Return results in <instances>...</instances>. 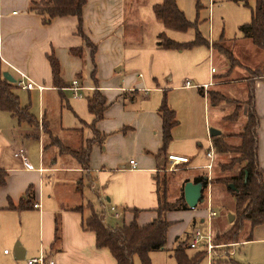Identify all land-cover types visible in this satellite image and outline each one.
<instances>
[{"label":"crops","instance_id":"obj_1","mask_svg":"<svg viewBox=\"0 0 264 264\" xmlns=\"http://www.w3.org/2000/svg\"><path fill=\"white\" fill-rule=\"evenodd\" d=\"M32 1L0 0V74L13 72L17 80L18 72H22L43 86L42 90L20 88L25 92L24 105L38 120L37 126L18 122L0 110V168L7 171L6 183L0 187V264H26V259L40 254H46L53 264H116L107 248L96 246L94 231L83 228L85 220L92 212H101L105 222L113 216L121 218L122 224L135 219L143 225L157 215L156 175L168 177L167 194L168 187L180 188L171 201L180 197L186 181L195 182L200 175L209 180L212 172L218 176L217 159L227 154L214 152L208 131L214 126L227 136V141L240 133L247 119L244 104L251 88L259 117L258 162L264 178V72L248 77L233 76L234 67L228 74V69L212 71L213 40L189 49H165L156 44L151 50L142 44L134 46V42L126 47L122 39L126 30L122 0H86L82 30L96 45L91 55L90 47L77 33L75 16L43 23L40 14L28 11ZM72 48H82V54H73ZM51 54L58 61L64 87L52 82ZM74 79L81 87L76 95L72 89ZM186 80L193 86H186ZM202 84L209 85L203 88ZM96 88L106 98L103 118L95 127L104 139L102 145H92L89 167L82 170L74 157L60 153L50 142L56 138L63 146L79 148L93 137L89 125L94 116L88 110L86 96ZM238 88L242 90L240 98L236 97ZM213 92L224 98L211 102ZM164 95L177 124L171 130L165 153L160 155L162 124L158 109ZM18 97L21 103V94ZM223 102H231L232 112L243 104L239 116L243 110L245 121L237 133L224 132L221 127L227 120ZM15 138L21 142L17 147ZM1 146L13 148L12 160L8 154V159L1 161ZM19 147L25 149L31 168L14 157ZM171 154L188 160L173 164L168 158ZM130 160L136 162L135 168ZM223 174L220 171V177ZM29 187V205L19 208V203L27 199ZM206 189L209 199L204 197L198 203L201 206L166 213L173 225L181 223L167 248L176 236L182 237L190 221L206 219L207 206L213 202L211 182ZM89 193L95 202L88 199ZM245 239L241 243L264 242V223L254 226L251 239ZM15 242L25 249V261L10 254L8 248H13Z\"/></svg>","mask_w":264,"mask_h":264},{"label":"trees","instance_id":"obj_2","mask_svg":"<svg viewBox=\"0 0 264 264\" xmlns=\"http://www.w3.org/2000/svg\"><path fill=\"white\" fill-rule=\"evenodd\" d=\"M86 0H35L31 2L28 11L40 14L43 23H49L52 19L73 15L77 18V33L82 37L85 44L90 47L91 55L95 53L96 45L92 44L82 30V13ZM153 13L159 19L165 28L176 31L185 32L194 26V22H190L185 17L182 10L177 5V0H161L160 3L152 6ZM242 36L248 39L253 45L263 51L262 69L264 72V0H254V6L251 11V19L248 23L239 26ZM224 38H221L223 40ZM209 41L196 28L194 38L186 42H178L166 37L164 32L158 34L157 45L165 49H189L193 46L205 44ZM212 47L216 48V42H212ZM223 50V52L228 51ZM75 55L82 54V48H72L70 50ZM233 59V58H231ZM48 60L52 71V82L55 86L64 87L59 76V64L57 59L51 54ZM232 69V68H231ZM228 68L227 72L231 70ZM260 74V73H259ZM80 74L76 76L80 79ZM97 85V84H96ZM18 88L15 82H10L0 74V110L8 112L15 117L18 122H25L29 126H37L38 120L33 113L30 112L28 105H21L18 95L14 89ZM224 96L219 93H211V102L217 103ZM88 110L93 114V121L89 125L93 137L87 139L85 146L79 148H70L63 146L56 138L51 139V144L56 145L60 153H67L74 157L82 170L89 167V154L93 144L102 145L104 135H100L97 131L96 123L103 118L106 109V98L98 90H92L86 96ZM246 122L242 131L236 136L239 143L231 144L227 141L226 135L220 133L212 136V145L214 152L218 154L231 155L230 162L223 164V170H231L236 168V173L232 175L221 176L218 181L233 184L235 190H231L235 208L233 212V220L229 223L227 229L220 233H215L213 237L214 244L218 243H238L240 234L244 229V223L248 222L249 227L245 240L251 239V231L254 226L264 223V178L263 170L258 162V124L259 117L253 106L252 88L249 89V96L246 100ZM240 105L229 115L224 118L227 120L236 119L239 116ZM162 124V143L157 154H164L166 148L171 141V130L177 124L175 112L171 109L165 99V95L158 109ZM246 175V178H245ZM7 171L0 168V187L6 183ZM202 185V198L204 190L208 187L209 180L207 176H197L194 179ZM156 193L157 207L156 218L152 221L139 225L135 219L127 224L109 225L105 222L103 214L100 212H92L91 215L82 224L83 228L94 231L96 238V246L99 248H107L116 261V264H134L133 257L137 256L140 264H151L149 253L151 251L165 249L167 243L168 228L172 224L166 219L168 211L187 209L188 206L181 192L180 197L174 201L167 198V177L156 175ZM30 190L26 191V198L19 203V208H25L29 205ZM135 213L138 211L132 208ZM195 222V220H193ZM189 247L188 237L176 236L173 245L169 250L172 252L176 260V264H200L206 256L204 249H199L193 254H188Z\"/></svg>","mask_w":264,"mask_h":264},{"label":"rangeland","instance_id":"obj_3","mask_svg":"<svg viewBox=\"0 0 264 264\" xmlns=\"http://www.w3.org/2000/svg\"><path fill=\"white\" fill-rule=\"evenodd\" d=\"M160 2L161 0H122L121 4L125 11L124 25H126L125 34L122 39L126 47H131V42H134L137 43H133L134 46H141L142 44L144 49L154 50L157 44L156 42L158 41V33L160 32H164L166 37L175 41H188L193 39L196 28L205 38L216 42V48L214 51L215 58L212 67L214 70H218L217 72L227 70L228 68L231 69L232 67H234L235 70L233 76L246 75L252 77L254 74L263 72V51L253 45L248 39H245L239 30V26L250 21L254 0H177V5L179 9L183 11L187 20L194 22V26L185 32L165 28L160 21H156L152 12V5ZM221 38L224 39L221 40ZM221 49H224L229 53L223 52ZM150 62L151 60H149V63ZM228 73L229 72H227V74ZM10 74H12L13 77H16L13 72ZM14 91L18 96L21 94V104L24 105L26 98H24L25 92L21 91L20 88H16ZM241 91L240 88L236 89V93H238L236 94L237 98H240L242 95ZM230 103L223 102L224 114L228 115L232 112V105ZM240 105L243 104L240 103ZM246 108L247 104H244L245 113ZM243 113L242 110L238 121L235 119L225 120L224 124L221 125L223 131L225 130L230 134L233 132L237 133L240 129L239 126L241 124L244 125L245 116ZM5 115L8 116L7 113H5ZM10 137L11 135H9V138ZM15 141L17 147L21 142L17 141L16 138ZM228 142L231 144H237L239 143V138L234 134L228 138ZM24 145L26 146L25 143L23 146ZM1 149V161L4 159L7 160L8 154L10 155V160H12L11 153L13 148L4 149L2 147ZM230 158L231 155L229 154H227V156H220L217 159V161H219V166L217 164L215 167V172L218 176L212 172V175L209 177V183L211 182L213 185V202L210 207L216 212V215H214L210 221L207 219L201 221L200 218H197L195 222L190 221L187 229L185 228L182 232V237H188V243L196 228H199L201 233L206 235L208 229L211 227L212 235L214 237L215 233H220L229 226V214H233L235 208L234 197L231 190L228 189L229 184L226 186L224 183H220L218 179L220 178V171L224 173L223 176L236 173L234 167L231 170H228V172L222 168L223 164H228L230 162ZM178 174L181 175L180 178L184 177L183 174ZM158 176L162 177V173ZM171 178L172 176L169 177L170 181ZM179 190L180 188L178 189L175 186L168 187V200H173V197H175ZM210 193L212 195L211 188ZM208 194L209 192L207 189L204 190L203 196L206 199H208ZM89 195L90 197L88 199L95 202L92 198L93 196L90 193ZM86 200L87 198H85V201ZM198 206L201 205L198 204ZM97 208L95 209L97 210ZM106 223L111 226L117 224L121 225L122 220L121 218L115 219L112 216L106 221ZM170 227L171 228L167 234V247L171 245L170 240H172V234L174 231L179 230L181 223L174 225L171 224ZM248 227L249 223L245 222L244 229L240 234V240L246 238ZM215 245L216 246L211 250V255L209 257L205 256L200 264H210L207 260L209 258L211 264H264V242L252 240L242 243L239 241L238 243H218ZM167 247L165 246V249H159L149 253L151 264H176L172 252ZM199 249H203L202 242H200L196 248L188 247L187 253L193 254ZM8 250H10V254L13 255V248H8ZM133 260L134 264H140V260L137 256H134ZM22 261H25V259Z\"/></svg>","mask_w":264,"mask_h":264},{"label":"built area","instance_id":"obj_4","mask_svg":"<svg viewBox=\"0 0 264 264\" xmlns=\"http://www.w3.org/2000/svg\"><path fill=\"white\" fill-rule=\"evenodd\" d=\"M0 16H1V13H0ZM212 71H214V68H212ZM18 73H19V78L16 80V84L19 88L27 89V90H30L33 88H38L39 90L43 89V86L35 83L26 74L22 72H18ZM185 85L193 86L191 82L188 80H186ZM208 85L209 84H202V87L207 88ZM72 86H73L72 89L74 90V94L75 95L78 94L77 91L81 89V87L79 86L78 80L74 79L72 81ZM207 155L211 157L212 152L209 151ZM14 157L19 159L27 167L29 168L32 167L28 162V158L26 156V151L24 148H21V147L17 148L16 151L14 152ZM168 158L169 160H171L173 164H177L179 162H186L188 160V158L185 156H178V155H173V154L169 155ZM129 163L131 164L132 168L136 167V162L134 160H130ZM33 206L37 207L38 203H34ZM207 207H208V214L206 216V219L210 221V219L214 215H216V212L210 207L209 204ZM115 215H117V213ZM212 239H213V235H212L211 227L208 229L206 235H203L201 233V230L199 228H196L190 238L189 247L196 248L198 244L202 242L203 249L206 251V256L209 257L211 255V250L216 246L215 244H213ZM4 252H7V250H5ZM207 260L211 264L210 258ZM26 264H53V260H50V259L48 260L46 254H40L37 257L26 259Z\"/></svg>","mask_w":264,"mask_h":264},{"label":"water","instance_id":"obj_5","mask_svg":"<svg viewBox=\"0 0 264 264\" xmlns=\"http://www.w3.org/2000/svg\"><path fill=\"white\" fill-rule=\"evenodd\" d=\"M2 76L6 78L10 82H15V78L8 72H3ZM221 133L220 130L215 129L211 127L209 129V135L210 136H215L219 135ZM246 178V175H245ZM232 190H235L233 184H229L228 186ZM202 185L198 182H193V181H186L183 186V195H184V200L189 208H195L199 202L203 200L202 198ZM233 219V215L229 214V221L231 222ZM13 254L16 259L18 260H23L25 258V249L19 242H17L14 247H13Z\"/></svg>","mask_w":264,"mask_h":264}]
</instances>
